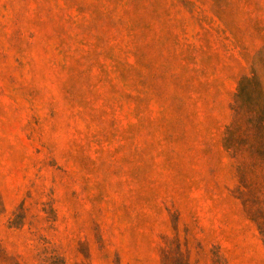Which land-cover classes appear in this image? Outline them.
Instances as JSON below:
<instances>
[{
  "label": "rangeland",
  "instance_id": "obj_1",
  "mask_svg": "<svg viewBox=\"0 0 264 264\" xmlns=\"http://www.w3.org/2000/svg\"><path fill=\"white\" fill-rule=\"evenodd\" d=\"M250 77L264 0H0V264H264Z\"/></svg>",
  "mask_w": 264,
  "mask_h": 264
},
{
  "label": "trees",
  "instance_id": "obj_2",
  "mask_svg": "<svg viewBox=\"0 0 264 264\" xmlns=\"http://www.w3.org/2000/svg\"><path fill=\"white\" fill-rule=\"evenodd\" d=\"M260 96L261 91L255 78L250 77L240 80L234 98L233 110L236 118L234 119L233 127H235L238 118L243 115L244 124L250 125L256 131H264V106L260 101ZM239 103L240 105L243 104L244 109L248 107L245 112L240 111ZM231 127V125L228 127L225 137V146L227 148H229L228 144L232 142Z\"/></svg>",
  "mask_w": 264,
  "mask_h": 264
}]
</instances>
